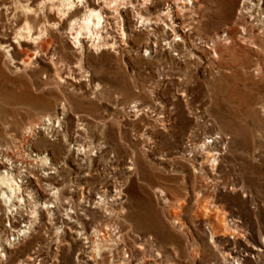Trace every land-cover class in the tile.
Here are the masks:
<instances>
[{"label":"rangeland","instance_id":"obj_1","mask_svg":"<svg viewBox=\"0 0 264 264\" xmlns=\"http://www.w3.org/2000/svg\"><path fill=\"white\" fill-rule=\"evenodd\" d=\"M45 1L24 41L0 8V87L43 97L0 99V264H264L225 253L264 243V0H102L99 28L86 0ZM118 180L123 239L88 215Z\"/></svg>","mask_w":264,"mask_h":264},{"label":"bare ground","instance_id":"obj_2","mask_svg":"<svg viewBox=\"0 0 264 264\" xmlns=\"http://www.w3.org/2000/svg\"><path fill=\"white\" fill-rule=\"evenodd\" d=\"M33 1H36V0H25V3L20 2V0H14V1H12V3H10L9 5H6V7H5L4 1L0 0V8H2V7L6 8L5 11L7 13L3 26L8 27L9 29H13L16 38L18 37L22 41H24L26 39L21 34V30H20V27L18 25L20 23V21H22L21 19L23 18L24 20H27V19H29L30 15L33 13H34V15L39 14V15L43 16L45 9L46 10L48 9V11H49V10H51L50 6L54 5L53 3H51V5L47 6L45 0H40V1H36V3H35L36 8H33V6H30V3H32ZM100 1H102V0H86L85 7H88L90 10H94L96 8L97 9H103L102 2H100ZM0 14H1V12H0ZM71 16H73V14H70L68 18H70ZM93 18L94 17H90L88 23L95 27V25L97 24V21H96V24L93 23L92 22ZM95 19L97 20V18H95ZM77 38H78V36L76 35V40L78 41V43L80 45L84 46L86 49H88V45L86 43V40H84V38H83L82 42H79V40ZM4 46L8 47V44L4 45ZM26 61H27L26 59L22 58L18 64H20V65L22 64V66H24V63ZM0 75H2L1 69H0ZM13 92L9 93L3 87L2 88L0 87V95H1L0 99L2 98L3 100L6 99L9 101L15 100L18 102L25 103L27 105H38L39 102H42L43 97L40 95L33 94L32 91H30L29 88H27L26 86H24L23 89H21L19 91L20 93L18 92L17 94H14ZM43 104L47 108H49L51 106V103L48 100L43 101ZM47 115H50V114L48 113ZM212 138H213L212 143H215L218 141L217 140L218 136H212ZM203 143L205 144V141H203ZM194 145H195V148L198 147L196 144H194ZM214 147H213V149H211V151H209V150L205 151L207 156L203 155L202 151L197 150L196 162H197L198 166L201 167V166L206 165L207 164V159H206L207 157H210V158L212 157L210 161H216L219 158L220 152H218L217 147H215V148ZM4 165L5 164H3L2 161H0V166L4 167ZM132 165H134V166L133 167L127 166L126 168L128 170H131V169L133 170L135 168V163L133 162ZM11 175H12V173L10 175H9V173H5L2 176L0 175V185L2 187L7 185V187L9 188L10 191L13 190V187L10 185L15 182L11 178ZM96 193H99L101 196L99 197L98 200L94 199L92 201V203L98 209L90 211V213L88 212V215H89V218L91 221L92 231L93 232H100L101 234H105V233H108V231L106 230L109 228L108 226H115V228L118 229V230L116 229L117 230V236L119 238L123 239V237H125V234L127 233V231L132 229V223H133L132 218H131L132 214L130 213V211L128 209L129 208L128 205L125 204L126 201L128 203V200H127L128 196H127V192L125 190V182H123L121 180H118L115 182H108L103 187V190L100 189ZM3 194H4V192L1 190L0 196H3ZM61 194H62L61 195L62 198H66V196L63 194V192ZM109 197H112V199H114V201H116L119 204V207L115 211L114 216L109 215L108 219H104V221L102 223H99V220H102L106 214V209L104 210L100 206V204H102V203L105 204V203L109 202L108 201ZM140 211H141V209H140ZM107 214H110V213L107 212ZM234 225H235L234 229L237 228L236 227L237 225L236 224H234ZM160 230H161V228H160ZM233 238H235V239L241 238L242 241L245 242V245L242 248H240L239 250H232V251L227 250V252H225L229 257H231V258L234 257L235 260L241 261V257L243 255H251L252 256V255L257 254V253L264 250V243L261 242L259 239L257 242L251 241L250 240L251 238L245 237L242 233L234 234ZM140 245H141V243L137 244L136 246L138 248H140L141 247ZM235 264H240V263L236 262Z\"/></svg>","mask_w":264,"mask_h":264},{"label":"clouds","instance_id":"obj_3","mask_svg":"<svg viewBox=\"0 0 264 264\" xmlns=\"http://www.w3.org/2000/svg\"><path fill=\"white\" fill-rule=\"evenodd\" d=\"M76 5L72 4V3H67L65 5H63V7L67 8V9H72L73 7H75ZM107 7H111V5H106ZM66 14V13H64ZM62 14V15H64ZM90 17H96L97 18V24L95 25L96 28H99L100 27V24H99V14L96 12V11H93V10H90L88 9L86 11V15H85V18H84V23L87 24L89 22V18ZM73 24L76 23L75 20L72 21ZM77 35H79V33H77ZM91 35V34H89ZM76 37L74 36L73 39H75ZM97 38H99V36L97 35ZM37 39H39V37H37Z\"/></svg>","mask_w":264,"mask_h":264}]
</instances>
